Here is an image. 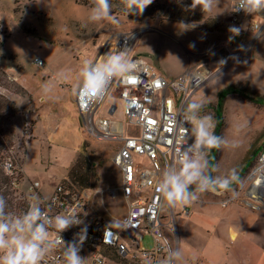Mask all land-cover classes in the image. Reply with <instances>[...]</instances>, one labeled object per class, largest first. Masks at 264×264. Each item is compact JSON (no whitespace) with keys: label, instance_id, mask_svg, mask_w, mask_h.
<instances>
[{"label":"rangeland","instance_id":"obj_1","mask_svg":"<svg viewBox=\"0 0 264 264\" xmlns=\"http://www.w3.org/2000/svg\"><path fill=\"white\" fill-rule=\"evenodd\" d=\"M175 1L182 7L190 8L192 4V0L156 3ZM239 1L215 0L212 11L205 14L199 6L190 8L195 15L183 21L167 15H127L125 10H117L119 6L113 10L111 5L109 18L92 22L88 17L95 0H42L39 5L34 0H0V94L14 106L13 113L4 111L8 118L2 129L9 138L5 159H18L22 168L17 190L10 197H26L30 207L38 200L41 206V198L48 197L52 186L70 179V168L83 155L93 173L90 187L98 190L89 201L88 214L116 224L126 211V201L117 189L120 171L112 161L120 142L99 139L83 128L75 102L80 69L85 61L102 59L114 47L118 33H136L130 59H143L158 74L172 76L195 65H205L211 76L216 73L220 77L217 84L215 80L203 84L194 96V101L203 103L200 115L213 118L218 91L230 83L249 86L253 99L264 96V11L248 14L242 10L240 23L232 24L233 8ZM181 22L196 27L180 33L184 27ZM229 27L240 29L231 41ZM116 95V88L109 91L101 111L116 101L115 117L122 120ZM222 113V143L213 170L209 168L207 152L206 174L220 179L234 174L235 179L225 190L235 198L223 205L228 196L217 187L215 191L196 194H210V201L219 204L190 202L172 208L175 224L164 235L173 250L179 249L176 264H264L263 245L252 237L245 241L239 235L229 241L226 236L229 226L236 227L235 219L239 217L231 212V204L251 211V221L264 226V203L253 209L244 196L253 180L250 185V180L243 183L264 151V104L230 94ZM213 123L215 126L214 118ZM25 129H29L28 134ZM249 156L251 162L245 166ZM34 181L39 185L31 191L28 186ZM196 222L204 225L203 231L196 228ZM212 225H223L220 236ZM138 236L145 248L153 246L149 234Z\"/></svg>","mask_w":264,"mask_h":264},{"label":"built area","instance_id":"obj_2","mask_svg":"<svg viewBox=\"0 0 264 264\" xmlns=\"http://www.w3.org/2000/svg\"><path fill=\"white\" fill-rule=\"evenodd\" d=\"M239 5L240 1L233 8L231 22L235 25L240 23L243 14L242 10L235 11ZM136 36V33H118L114 48L129 51ZM131 59L139 65L133 76L126 80L115 79L106 94L99 97L78 87L75 98L78 116L85 130L99 139L120 142L112 161L120 171L121 184L117 189L126 201V211L113 225L103 217L88 214L89 201L98 190L93 187H69L62 182L55 184L48 197L41 198V210L52 218L58 214L75 212L83 220V224L73 226L59 235L53 220V224L48 227L47 236L52 250L41 264H65V243L72 241L80 228L85 226L87 238L79 253L83 264H163L167 258V250L156 236L160 234L167 238L164 231L172 229L175 224V211L167 208V203L162 200L158 191V184L162 178L161 173L175 162L176 153L180 151L175 144L176 136L180 133L191 136L190 125L184 123L181 126L177 113L187 103L194 101L195 94L206 83L202 80H207L212 73L205 65H195L177 75H161L143 59ZM41 61L40 58L37 59L38 63ZM113 88L117 89L115 99L121 103L119 108L123 122L115 117L118 109L116 101L101 111L105 97ZM24 131L28 134L29 129ZM191 142L189 139L188 143ZM3 166L5 171L11 172L12 159H5ZM262 176L264 151L258 157L257 165L243 181L245 183L250 180V185L251 179L253 180L250 189L244 193L246 203L253 209H259V205L264 203ZM37 184L39 185L38 181L31 183L29 190L32 191ZM105 190L108 187L99 192ZM221 192L228 196L223 205L235 198V195L225 189ZM140 233L152 237L151 248L147 249L142 245L138 236ZM168 246L173 250L170 241Z\"/></svg>","mask_w":264,"mask_h":264},{"label":"clouds","instance_id":"obj_3","mask_svg":"<svg viewBox=\"0 0 264 264\" xmlns=\"http://www.w3.org/2000/svg\"><path fill=\"white\" fill-rule=\"evenodd\" d=\"M34 2L39 5L42 0H34ZM122 3L127 15L139 16L153 3V0H122ZM214 3L215 0H199V3L194 5L192 0L190 8L195 9L199 6L205 14L212 11ZM239 10L248 14L259 13L264 11V0H240V5L235 8V11ZM110 16V0H95L88 19L99 22ZM180 24L184 25L183 29H179L180 33L196 27V24L192 27L188 25L193 24L183 22ZM228 31L235 36L239 35L240 29L229 27ZM228 39L231 41L232 36ZM221 62L225 63L223 60ZM138 68V63L130 59L128 49H113L103 54V58L97 62L85 61L80 69L79 87L84 92L99 97L106 94L109 85L115 79L126 80L133 76ZM219 79L220 77L215 73L202 82L206 81L205 85H208L215 80L217 84ZM48 90V87H45L44 91ZM202 108V102L191 101L177 113L181 126L184 123L190 125L191 136L182 133L176 136L175 144L180 151L176 153L175 162L161 173L158 191L169 208L190 203L197 198L196 193L215 191L217 187L227 189L230 182L235 179L234 174L224 179L206 174L208 163L205 153L219 148L222 138L215 135L213 118L200 115ZM189 139L192 140L190 144ZM192 186H195L194 190H190ZM4 206L5 202L0 198V264H41L44 257L52 250L47 236L48 227L53 224V220L59 235L73 226L83 224V220L75 212L58 214L54 218L47 216L41 210L38 200L26 213L18 217L6 216ZM86 238L87 226L80 228L74 239L65 243L63 252L65 264H83V258L79 253ZM156 239L162 242L167 250V258L163 264H175L180 256L179 249L172 250L168 246L167 238L160 234H157Z\"/></svg>","mask_w":264,"mask_h":264},{"label":"trees","instance_id":"obj_4","mask_svg":"<svg viewBox=\"0 0 264 264\" xmlns=\"http://www.w3.org/2000/svg\"><path fill=\"white\" fill-rule=\"evenodd\" d=\"M156 2L157 0H153V3L145 9L142 15L139 16L153 17L167 15L169 17H174L183 21L192 19L195 15L194 13H191L190 8L182 7V4L177 5L176 1L174 3L169 2L168 4H166L165 2ZM110 4L113 6V10L116 5L120 7V9H117L118 11L123 12V10H125L122 0H110ZM163 11L167 13H163ZM196 18L198 20L200 16L198 15L196 16ZM2 45L3 40L1 39L0 47H2ZM251 93L252 89L249 86L241 83H230L218 91V98L216 105L214 106L213 116L215 122V135L222 138L221 130L222 126L224 125V116L222 112L226 97L228 95L239 94L243 97L249 98L256 103L264 104V96L258 95V98L253 99L251 98ZM13 109V103H11V101L4 95L0 94V198H3L5 202L4 214L8 217L21 216L26 213L30 207V202L26 197H20L17 199H12V197H10L13 193L16 192V185L19 183L22 176V168L21 166H19L18 159H15L14 157L11 158L13 161V169L11 170V172L5 171L3 166L6 156L5 152L9 144L8 135H6V133L2 129V126L4 127V125L6 124V119L8 118V114L4 113V111L7 110L8 112L13 113ZM217 152L218 148L209 150V168L211 170L214 169ZM249 153H251V151H249ZM251 159L252 157L250 156L245 159V166H247L251 162ZM92 174L93 173L88 165L87 158L83 155H80L79 157H77L75 163L69 170L68 176L70 179L66 178V180L64 179L62 181V183L69 187L77 186L79 189L90 187L93 184V182L89 183L92 179Z\"/></svg>","mask_w":264,"mask_h":264},{"label":"crops","instance_id":"obj_5","mask_svg":"<svg viewBox=\"0 0 264 264\" xmlns=\"http://www.w3.org/2000/svg\"><path fill=\"white\" fill-rule=\"evenodd\" d=\"M99 60H101L99 58ZM181 71H179L180 73ZM196 199L191 201V202H203V203H214V204H219V202L216 201H210L209 197L210 194H196ZM230 210L231 212L235 213L236 215H239L237 219H235L236 222V227L229 226V230L227 233V238L229 241L231 240L232 237H238L239 235H242L244 240L251 241V237L258 242V244L264 246V226L262 224H256L255 222L251 221V211L244 209L241 207L239 204H231L230 205ZM191 211V209H190ZM195 226L198 230L203 231V226L202 224L196 222ZM214 225H212L213 227ZM216 233L218 236H220V232L223 231L224 227L223 225L219 226L216 225ZM213 227V228H214ZM208 232V229H207ZM220 239V238H219ZM221 240V239H220ZM226 244H224V248Z\"/></svg>","mask_w":264,"mask_h":264},{"label":"bare ground","instance_id":"obj_6","mask_svg":"<svg viewBox=\"0 0 264 264\" xmlns=\"http://www.w3.org/2000/svg\"><path fill=\"white\" fill-rule=\"evenodd\" d=\"M113 49H115L114 47H110V50H113ZM261 178H264V176H262Z\"/></svg>","mask_w":264,"mask_h":264}]
</instances>
